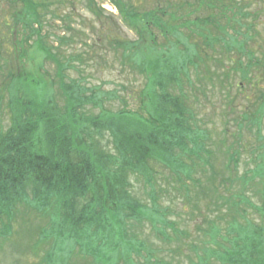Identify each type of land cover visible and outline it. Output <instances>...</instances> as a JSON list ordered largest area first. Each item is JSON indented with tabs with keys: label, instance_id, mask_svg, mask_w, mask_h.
Masks as SVG:
<instances>
[{
	"label": "trees",
	"instance_id": "obj_1",
	"mask_svg": "<svg viewBox=\"0 0 264 264\" xmlns=\"http://www.w3.org/2000/svg\"><path fill=\"white\" fill-rule=\"evenodd\" d=\"M9 1L21 8L7 25L5 40L0 33V54L4 50L5 57L0 62V102L5 93L11 112V123L0 130V222L7 218L0 235H9L15 204L24 200L48 218V230L73 244L91 264H104L115 255L118 264H130L132 256L145 251L143 261L150 264L151 250L138 233L127 232L128 223L148 222L170 240L166 229L179 230L166 219L159 199L181 189L186 196L222 199L230 209L225 225L211 221L215 246L204 243L196 261L189 257L190 263L264 264V225L240 209L250 198L231 189L259 185L264 213V151L253 155V166L239 173L240 152L225 138L240 141L241 136L224 129L222 148L209 149L193 104L195 94L205 93L204 87L217 78L222 56L245 51L243 29L249 25L238 0H197L196 6L164 0L143 10L133 0H110L136 38L110 36L102 43L122 71L128 66L142 81L139 91L122 95L90 84L81 69L84 54H66L61 48L71 37L57 34L56 45L49 41L44 31L49 3ZM86 1L97 17L104 12L98 0ZM9 41L12 48L5 49ZM46 64L53 65L54 76ZM241 120L251 121L252 135L264 140L260 118ZM218 157L225 162L219 171L214 169ZM155 173H163L170 186H159L158 179L164 178ZM197 173L206 177L205 184ZM131 177L143 184L148 203L131 191ZM103 246L115 255L104 253Z\"/></svg>",
	"mask_w": 264,
	"mask_h": 264
},
{
	"label": "rangeland",
	"instance_id": "obj_2",
	"mask_svg": "<svg viewBox=\"0 0 264 264\" xmlns=\"http://www.w3.org/2000/svg\"><path fill=\"white\" fill-rule=\"evenodd\" d=\"M133 1H136L139 8L143 10L164 0ZM185 1L190 4L194 2L196 6L197 0ZM44 2L50 4L46 7L47 25H44V31L50 34L49 41L54 43L57 34L67 38L71 37L72 40L68 41L64 47L61 45V48H64L66 54L72 52L84 54L82 56L84 65L81 63V69L90 84L98 85L105 91L114 89L120 95L139 91L142 85L140 76L132 73V69L128 66H125L122 71L118 59L115 61L111 51L107 49L110 47L102 43L104 38L110 36L126 40L136 38L135 33L123 24L116 6L110 0H98L104 10L99 17L89 11L86 0H44ZM238 3L247 13V16H243V21L249 25V28L243 29L245 51L234 50L227 59L220 53L224 60L223 67L217 70V78L208 82L210 84L204 87L205 93L200 91L195 94L193 104L197 109V120L199 121L197 124L202 130L200 135L205 137L204 142L207 147L216 151L219 147L222 148V142L227 139V145L230 143L232 149L238 148L240 152L239 173H242L253 166L251 161L253 155L264 151V146H261L264 140L258 141L250 132V129L254 128L251 121L241 120L243 116L252 120L260 118L261 131L264 134V106L261 104L264 101V0H238ZM20 8L21 4L0 0V33L3 40L6 39L7 25L12 24L13 14ZM9 47L12 48L10 41L4 43L5 49ZM0 55V62H3L4 50ZM100 56L104 58V61L102 58L96 59ZM79 63L76 62V64ZM46 65L48 68L45 70L47 72L49 70V75L54 76L53 65ZM213 68H216L214 64L211 65V70ZM243 71H246L248 76L243 77ZM71 74L76 73L71 72ZM120 84H125V87L121 88ZM0 90L3 91L1 88ZM3 96V101L0 102L1 131H4L11 123L9 122L11 112L5 101L6 94L4 93ZM224 129L230 135H240L242 139L237 141L231 136L229 138L226 136L224 139ZM214 163V169L219 171L222 170L225 162L218 157ZM154 168L160 170L156 165ZM164 173L168 176L167 172ZM206 174L208 176L212 174L209 167H206ZM159 175L164 178L163 173ZM159 175L155 173V176ZM196 177L201 179L202 184L206 183V177L203 174L197 173ZM131 179L133 181L131 191H135L137 196L148 203L149 198L144 192L143 184L135 181L134 177ZM158 180L159 186L163 188L170 186L165 178ZM257 188L260 186L247 188H242L241 185L240 187L231 186L232 192L242 190L252 201L240 206V209L247 211L248 219L264 225V213L260 207L262 200H260V193L256 191ZM170 191V197L161 195L159 199V208L164 212L167 211L166 219L175 222L179 230L173 232L169 227L166 229L170 240L161 238L157 234V227L153 229L148 222L138 226L136 222L130 221L127 232L138 233V238L145 242L147 249L151 250L150 264H192L189 262V257L196 261L197 253H201L204 243H208L206 245L209 247L215 246L210 241V224L212 221L222 226L225 225V219L229 218L227 215L230 211L229 204L219 198L212 200L202 195L194 196L192 193L186 196L181 189ZM27 194L30 196V190ZM54 206L52 205L51 208ZM51 213L52 210L48 214ZM41 214L42 212H38L32 204L24 200L15 204L11 232L6 238L0 235V264H91L87 256L77 254L78 251L73 244L48 230L51 222ZM1 222L6 225V216ZM1 222L0 226H2ZM55 231L57 232V227ZM115 241L116 239L110 241V244L112 245ZM194 247H200V252H196L197 248ZM103 252L115 255V252L105 246H103ZM51 254L53 255L52 261ZM146 256V251L138 257L132 256L130 264H145L143 260ZM56 258L58 261L54 262ZM99 264L102 263L99 262ZM104 264H118L116 255L114 259Z\"/></svg>",
	"mask_w": 264,
	"mask_h": 264
}]
</instances>
